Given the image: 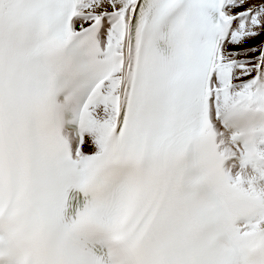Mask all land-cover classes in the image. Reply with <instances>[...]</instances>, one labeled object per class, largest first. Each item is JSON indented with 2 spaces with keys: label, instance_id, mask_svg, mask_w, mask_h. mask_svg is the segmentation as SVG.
Returning a JSON list of instances; mask_svg holds the SVG:
<instances>
[{
  "label": "snow or ice",
  "instance_id": "1",
  "mask_svg": "<svg viewBox=\"0 0 264 264\" xmlns=\"http://www.w3.org/2000/svg\"><path fill=\"white\" fill-rule=\"evenodd\" d=\"M0 264H264V0H0Z\"/></svg>",
  "mask_w": 264,
  "mask_h": 264
}]
</instances>
